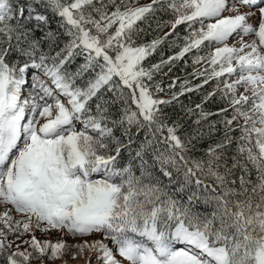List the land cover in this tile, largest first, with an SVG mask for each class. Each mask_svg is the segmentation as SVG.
<instances>
[{
	"label": "snow or ice",
	"instance_id": "snow-or-ice-1",
	"mask_svg": "<svg viewBox=\"0 0 264 264\" xmlns=\"http://www.w3.org/2000/svg\"><path fill=\"white\" fill-rule=\"evenodd\" d=\"M85 252L264 264V0H0V264Z\"/></svg>",
	"mask_w": 264,
	"mask_h": 264
},
{
	"label": "rangeland",
	"instance_id": "rangeland-1",
	"mask_svg": "<svg viewBox=\"0 0 264 264\" xmlns=\"http://www.w3.org/2000/svg\"><path fill=\"white\" fill-rule=\"evenodd\" d=\"M37 235H39V233ZM51 235L53 237H55L57 235V233L55 231H53L51 233ZM64 259L67 261V264H86V262L88 261L89 257H88L87 252H85L83 257L78 255L75 259H71L70 257L66 256V257H64ZM51 264H61V261L60 260H56V261L51 262ZM93 264H94V262H93Z\"/></svg>",
	"mask_w": 264,
	"mask_h": 264
},
{
	"label": "trees",
	"instance_id": "trees-1",
	"mask_svg": "<svg viewBox=\"0 0 264 264\" xmlns=\"http://www.w3.org/2000/svg\"><path fill=\"white\" fill-rule=\"evenodd\" d=\"M188 71H190V69L188 70ZM173 74L174 75H177V76H181V77H183V76H185L187 73L186 72H181V71H179V68H175L174 70H173ZM165 79H167V78H165ZM178 86V85H177ZM199 93H193V94H191V99L192 100H198V97H199ZM188 96H189V94H185V96L182 98V99H184V101H185V103H187V101H188ZM209 107H212V105H209Z\"/></svg>",
	"mask_w": 264,
	"mask_h": 264
}]
</instances>
